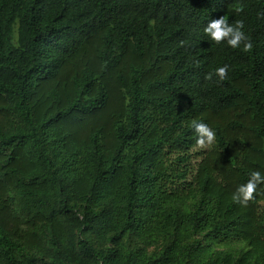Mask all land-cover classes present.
<instances>
[{
	"label": "trees",
	"instance_id": "obj_1",
	"mask_svg": "<svg viewBox=\"0 0 264 264\" xmlns=\"http://www.w3.org/2000/svg\"><path fill=\"white\" fill-rule=\"evenodd\" d=\"M253 170L264 0H0V264H264V185L231 198Z\"/></svg>",
	"mask_w": 264,
	"mask_h": 264
},
{
	"label": "clouds",
	"instance_id": "obj_2",
	"mask_svg": "<svg viewBox=\"0 0 264 264\" xmlns=\"http://www.w3.org/2000/svg\"><path fill=\"white\" fill-rule=\"evenodd\" d=\"M242 10L243 9H240V11ZM244 27V22L242 20L229 23L228 19L222 16L212 20L207 27L204 28V32L216 44L226 42L227 45L233 49H241L244 52H250L253 45L250 38L246 36ZM227 72L228 65H224L215 70L214 75L218 77L216 80L217 84L222 83L228 78ZM212 78V73H209L206 77L208 80H212ZM188 126L194 130L198 148L210 149L215 144L216 133L208 124L193 120ZM260 185H264V174L259 170L251 171L249 180L245 184L238 186L236 191L232 194L231 198L233 202L241 206H247L249 202L255 199L257 188Z\"/></svg>",
	"mask_w": 264,
	"mask_h": 264
}]
</instances>
